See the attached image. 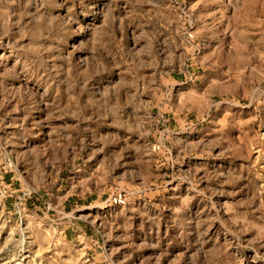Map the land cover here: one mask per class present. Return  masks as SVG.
<instances>
[{"label":"rangeland","instance_id":"374dc122","mask_svg":"<svg viewBox=\"0 0 264 264\" xmlns=\"http://www.w3.org/2000/svg\"><path fill=\"white\" fill-rule=\"evenodd\" d=\"M0 264H264V0H0Z\"/></svg>","mask_w":264,"mask_h":264},{"label":"built area","instance_id":"2783aa9c","mask_svg":"<svg viewBox=\"0 0 264 264\" xmlns=\"http://www.w3.org/2000/svg\"><path fill=\"white\" fill-rule=\"evenodd\" d=\"M9 167H12L13 166V163L10 162L8 163ZM113 202L115 204H123L125 202V198H124V195L123 194H116L113 196Z\"/></svg>","mask_w":264,"mask_h":264}]
</instances>
